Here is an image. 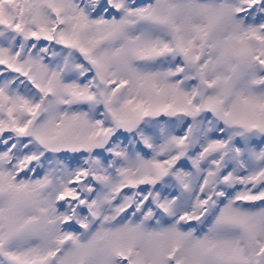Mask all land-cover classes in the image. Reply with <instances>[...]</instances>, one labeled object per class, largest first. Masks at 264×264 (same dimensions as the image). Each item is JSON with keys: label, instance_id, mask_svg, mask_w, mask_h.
<instances>
[{"label": "snow or ice", "instance_id": "1", "mask_svg": "<svg viewBox=\"0 0 264 264\" xmlns=\"http://www.w3.org/2000/svg\"><path fill=\"white\" fill-rule=\"evenodd\" d=\"M0 264H264V0H0Z\"/></svg>", "mask_w": 264, "mask_h": 264}]
</instances>
